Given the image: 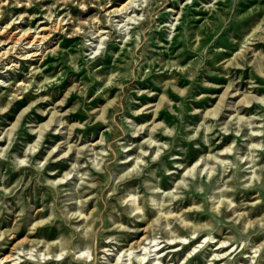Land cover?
Here are the masks:
<instances>
[{"label": "rangeland", "instance_id": "1", "mask_svg": "<svg viewBox=\"0 0 264 264\" xmlns=\"http://www.w3.org/2000/svg\"><path fill=\"white\" fill-rule=\"evenodd\" d=\"M126 1L0 0V264H264V0Z\"/></svg>", "mask_w": 264, "mask_h": 264}, {"label": "bare ground", "instance_id": "2", "mask_svg": "<svg viewBox=\"0 0 264 264\" xmlns=\"http://www.w3.org/2000/svg\"><path fill=\"white\" fill-rule=\"evenodd\" d=\"M131 1L132 0H128V1H126L125 3H123L120 7H117V8H115V11H118V12H122L123 10H127L128 11V8H129V6L131 5ZM127 13V12H126ZM59 24V23H58ZM56 27H58V25L56 26ZM258 27L259 26H257V27H255V29L253 30V32L251 33L252 35L253 34H255L256 32H257V30H258ZM55 28V27H54ZM58 29V28H57ZM1 31V30H0ZM31 31V30H30ZM43 32V31H42ZM50 35V34H49ZM46 35H45V33H43V34H37V35H35V33H31V32H28V31H17V32H14L13 31V33L12 34H10V36H9V40H14L16 43L19 41V40H24V39H27L28 40V42L29 43H31V44H35V43H37V41H39V40H41V39H43L44 37H45ZM7 41V40H6ZM40 42V41H39ZM15 45L13 44V46H11V47H14ZM6 52V51H5ZM7 53V52H6ZM1 54V53H0ZM28 54V53H27ZM37 53H34L33 55H36ZM28 57V56H27ZM225 93H228V88L224 91ZM224 93V94H225ZM224 97H225V95H223V99H224ZM221 98V99H222ZM220 101H222V100H220ZM219 105V104H218ZM219 106H221V105H219ZM219 106H218V108H219ZM217 108V107H216ZM221 108V107H220ZM213 111V110H212ZM212 111H210V112H212ZM216 111H218L219 112V110H216ZM209 112V113H210ZM215 112V111H214ZM217 114V113H216ZM53 121V118L51 117L49 120H47L45 123H43V124H41L40 126H41V130H43L44 128H45V126L47 127V125H50L51 124V122ZM161 217V216H160Z\"/></svg>", "mask_w": 264, "mask_h": 264}]
</instances>
